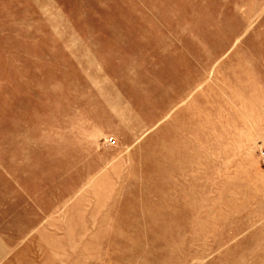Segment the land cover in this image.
Masks as SVG:
<instances>
[{
	"label": "rangeland",
	"instance_id": "rangeland-1",
	"mask_svg": "<svg viewBox=\"0 0 264 264\" xmlns=\"http://www.w3.org/2000/svg\"><path fill=\"white\" fill-rule=\"evenodd\" d=\"M0 264H264V0H0Z\"/></svg>",
	"mask_w": 264,
	"mask_h": 264
},
{
	"label": "built area",
	"instance_id": "built-area-1",
	"mask_svg": "<svg viewBox=\"0 0 264 264\" xmlns=\"http://www.w3.org/2000/svg\"><path fill=\"white\" fill-rule=\"evenodd\" d=\"M110 141H113L112 139H110Z\"/></svg>",
	"mask_w": 264,
	"mask_h": 264
}]
</instances>
